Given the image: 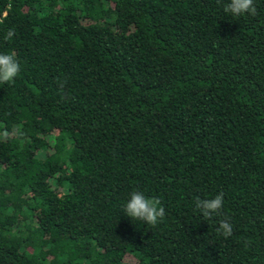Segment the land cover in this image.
I'll return each mask as SVG.
<instances>
[{"label":"trees","instance_id":"16d2710c","mask_svg":"<svg viewBox=\"0 0 264 264\" xmlns=\"http://www.w3.org/2000/svg\"><path fill=\"white\" fill-rule=\"evenodd\" d=\"M228 2L0 0V264H264V0Z\"/></svg>","mask_w":264,"mask_h":264},{"label":"clouds","instance_id":"9594fccd","mask_svg":"<svg viewBox=\"0 0 264 264\" xmlns=\"http://www.w3.org/2000/svg\"><path fill=\"white\" fill-rule=\"evenodd\" d=\"M224 12L232 16L239 17L243 14L254 16L256 7L254 0H229L224 6ZM15 34L14 29H9L5 39L10 40ZM20 71V65L13 54L0 53V83H8L14 81V78ZM224 203V194L222 192L216 194L211 199L197 198L195 201V209L199 210L201 215L208 220L215 213L221 211ZM124 214L133 221H143L147 225L156 226L165 216V209L160 201L156 198H149L141 191L130 193V198L124 204ZM225 238L232 235V225L227 219L221 221L217 228Z\"/></svg>","mask_w":264,"mask_h":264}]
</instances>
